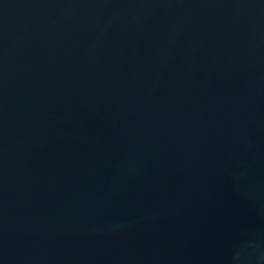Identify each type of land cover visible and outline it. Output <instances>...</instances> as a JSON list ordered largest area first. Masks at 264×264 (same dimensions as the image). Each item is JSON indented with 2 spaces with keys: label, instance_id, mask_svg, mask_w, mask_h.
I'll use <instances>...</instances> for the list:
<instances>
[{
  "label": "water",
  "instance_id": "water-1",
  "mask_svg": "<svg viewBox=\"0 0 264 264\" xmlns=\"http://www.w3.org/2000/svg\"><path fill=\"white\" fill-rule=\"evenodd\" d=\"M0 264H264V0H0Z\"/></svg>",
  "mask_w": 264,
  "mask_h": 264
}]
</instances>
